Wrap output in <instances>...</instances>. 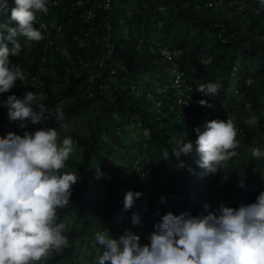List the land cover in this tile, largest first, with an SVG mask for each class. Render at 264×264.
<instances>
[{
	"label": "trees",
	"instance_id": "1",
	"mask_svg": "<svg viewBox=\"0 0 264 264\" xmlns=\"http://www.w3.org/2000/svg\"><path fill=\"white\" fill-rule=\"evenodd\" d=\"M208 1L137 0V11L120 1L109 15L113 50L96 85L91 86L88 75L97 67L100 46L80 49L72 42L86 27L79 16L85 6L71 9L67 2L64 8H51L50 17L62 24V37L72 57L66 60L55 55L46 67L47 75L40 77L49 96L45 115L59 108L64 124L75 121L77 125L86 119L88 127L84 134L80 127L67 135L54 117L37 123L56 128L58 144L65 137L74 142V152L61 172L76 175L78 181L72 186L68 205L56 210L57 223L66 226L62 235L69 245L59 251L54 264H99L105 249L95 241V233L104 231L111 237L128 222L118 214L124 208V197L116 184L142 193L124 212L127 216L141 214L145 224L155 213L165 215L171 208L177 209L166 191L168 184L185 182L187 189L197 184L189 173L194 171L182 166L173 153L185 143L194 125L195 109L176 103L175 89L169 88L172 63L150 50L151 43L181 50L177 62L190 82L217 84L226 99L215 102H235L234 113L255 116L264 132V6L260 0H221L214 6H207ZM256 8H260L258 13ZM96 10L101 18L108 14ZM4 20L5 24L11 21L10 11L0 15V22ZM50 31L58 37L54 29ZM103 31L101 25L94 32ZM42 40L21 47L19 56L12 58L14 65L35 73L43 54ZM207 98L216 99L205 95ZM143 129H148L146 136ZM249 162L264 167V159ZM120 170L122 174L111 177ZM161 177L163 184H159Z\"/></svg>",
	"mask_w": 264,
	"mask_h": 264
},
{
	"label": "clouds",
	"instance_id": "2",
	"mask_svg": "<svg viewBox=\"0 0 264 264\" xmlns=\"http://www.w3.org/2000/svg\"><path fill=\"white\" fill-rule=\"evenodd\" d=\"M49 1L0 0V15L10 11L11 19L8 24L0 22V115L14 125L0 134V264H54L59 251L69 245L56 210L68 205L78 181L76 175L61 172L74 142L65 137L58 144L56 128L37 124L54 117L66 127L61 109L45 115L49 96L41 87L40 77L47 75L51 58L60 56L52 46L45 47L47 34L58 37L43 31L42 37L36 21L49 7L48 18L56 22L50 10L62 5L47 7ZM209 1L214 6L221 0ZM67 2L73 1L63 5ZM260 4L264 6V0ZM42 38L43 54L35 73L14 65L12 58L19 56L21 47ZM162 48L157 42L149 46L164 57ZM177 65L179 81L172 74L169 88L175 89L179 106L195 109V120L185 143L173 153L182 166L194 171L189 173L197 184L191 189L185 182L168 184L166 191L177 209L155 213L147 224L141 214L124 212L142 195L126 189L119 217L127 224L111 237L108 232L95 233V241L105 249L99 264H264V167L249 162L264 159L261 124L243 111L235 114V102H215L226 99L217 84L190 82ZM163 183L161 177L159 184Z\"/></svg>",
	"mask_w": 264,
	"mask_h": 264
},
{
	"label": "built area",
	"instance_id": "3",
	"mask_svg": "<svg viewBox=\"0 0 264 264\" xmlns=\"http://www.w3.org/2000/svg\"><path fill=\"white\" fill-rule=\"evenodd\" d=\"M120 1H126L129 5L133 8L134 11H137V0H75V2L71 3V9L74 7L85 6V8L80 12L79 16L82 22L86 25L85 29L80 30V34L74 36L73 40L76 43L78 48H83L86 46L92 47L94 45L100 46V53L95 58V63H97V67L94 68L89 72L88 75V83L89 85L96 84V80L101 76V67L104 63L110 58L112 52V46L110 42L111 30L112 25L110 23L109 15L112 13V10L118 7V3ZM65 0H52L49 1L47 4L51 5H62L64 8L63 3ZM145 5V3H143ZM214 3L212 1L207 2V6H212ZM128 5V6H129ZM241 7L239 6V9ZM49 7L46 13H40L37 16V24L39 30L50 33V29H54V33L58 35V38L53 39L48 34L46 35V43L45 47H53V53L59 54L62 58H70L71 51L69 47L65 44V40L62 37V24L56 23L50 18L49 15ZM96 9H102L108 14H106L103 18L98 15ZM162 11H165V7L160 6ZM128 14L131 15V8L127 7ZM101 25L104 26V31L100 34H95V30L100 27ZM102 46V50H101ZM161 54L170 60L172 63V74L175 76L174 81H179L180 73L178 71L177 59L180 55V50H169L168 48L164 47L160 49ZM101 88V85H99ZM91 95V94H90Z\"/></svg>",
	"mask_w": 264,
	"mask_h": 264
},
{
	"label": "rangeland",
	"instance_id": "4",
	"mask_svg": "<svg viewBox=\"0 0 264 264\" xmlns=\"http://www.w3.org/2000/svg\"><path fill=\"white\" fill-rule=\"evenodd\" d=\"M232 88L233 89H236V87L234 85L232 86ZM239 100H240V98H239ZM156 107H158V104H156ZM86 121L87 120L85 119L82 122H77L78 123L77 125L74 124L75 121H72V122H69V123L65 124L66 127H63V133L68 135V134L74 132L75 130H77L78 128L82 127L81 132L84 134L87 131V129H88V127H86L87 126L86 125ZM140 124H141V122L138 121V123L136 125L137 126H140ZM129 127H132V125L129 126ZM13 129H14V125H13L12 122L9 121L8 117L7 116H4V115H0V134H4L7 131H10V130H13ZM141 133L144 136H146L148 134V129H143L141 131ZM115 163H119L118 160H116ZM122 173H123L122 170L116 171V172H114L111 175V177L119 176ZM116 187H117V190L119 192L126 193V188H123V184H116ZM118 214L120 215L121 212L119 211Z\"/></svg>",
	"mask_w": 264,
	"mask_h": 264
}]
</instances>
